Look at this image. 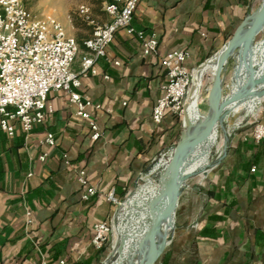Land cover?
Returning <instances> with one entry per match:
<instances>
[{"label":"crops","instance_id":"crops-1","mask_svg":"<svg viewBox=\"0 0 264 264\" xmlns=\"http://www.w3.org/2000/svg\"><path fill=\"white\" fill-rule=\"evenodd\" d=\"M253 1L140 0L133 25L147 35L157 34L158 52L145 56L135 35L118 30L109 59L98 61L99 73L82 78L79 90L101 104L96 111L103 133L99 140L91 138L88 122L75 115L62 91L49 94L54 110L30 135L20 124L13 136L0 127V264H40L34 241L50 264L59 258L101 263L91 241L94 224L113 219L116 212L109 193L127 191L152 160L178 140L175 114L167 113L159 124L153 120L166 82L161 58L185 48L190 52L188 68L197 69L232 36ZM64 25L81 40L89 37L88 30L76 28L71 19ZM82 49L75 70L80 69ZM234 57L239 63L240 54ZM254 59L262 66L261 76L263 33L255 43ZM237 67L230 93L238 86ZM245 73L242 66L243 81ZM248 103H241L232 115H257L264 122V98L251 99L250 109ZM243 124H237L226 156L198 186L184 192L176 228L156 264H264V140L255 142L252 124ZM47 132L55 135L53 147L44 142ZM44 152L49 155L41 161ZM80 169L98 189L88 201L82 199ZM26 206L33 219L29 235Z\"/></svg>","mask_w":264,"mask_h":264},{"label":"built area","instance_id":"built-area-1","mask_svg":"<svg viewBox=\"0 0 264 264\" xmlns=\"http://www.w3.org/2000/svg\"><path fill=\"white\" fill-rule=\"evenodd\" d=\"M28 1L0 0V127L13 136L17 124H20L23 131L30 135L54 110L49 94L62 91L68 94L75 115L88 122L91 138L99 140L103 133L96 111L101 109V104L79 90L82 78L99 73L98 61L100 58L109 59V47L118 30L124 29L129 35H135L142 44L145 56L158 52L157 34L147 35L144 30L136 29L133 25L140 0H106L103 10L108 19L103 23L90 19L94 30L84 40L83 47L58 19L38 15L28 7ZM91 9L88 5L82 6L79 13L89 19ZM81 48L80 69L75 70L73 64ZM189 57V50L182 48L170 51L161 58L166 70V82L163 94L153 108V120L157 124L162 122L167 113L183 118L196 70L188 68ZM113 64L120 65L121 62L114 60ZM104 76L110 77L108 74ZM251 124L252 137L260 143L264 140V122L255 116ZM44 142L55 146V135L47 132ZM48 155V152H44L39 159L46 161ZM252 170L255 171L256 167ZM78 180L82 186L83 200L88 201L96 196L98 189L90 183L85 169L79 170ZM108 198L114 203L119 201L114 191L109 193ZM25 218L29 235L33 219L27 206ZM113 229V219L95 223L92 245L97 250L107 246ZM34 245L40 255V264H50L38 242L34 241ZM54 264L77 263L59 258Z\"/></svg>","mask_w":264,"mask_h":264},{"label":"water","instance_id":"water-1","mask_svg":"<svg viewBox=\"0 0 264 264\" xmlns=\"http://www.w3.org/2000/svg\"><path fill=\"white\" fill-rule=\"evenodd\" d=\"M244 27H247V32L242 48L240 50L239 66L235 69L234 77L238 78V76L240 75V69L242 68V66H244L245 71L248 73V78L246 82L239 86L236 91L225 96L223 99L218 100L216 106L205 116L202 121L194 123L186 113L185 104L183 113V126L186 125V129H183L179 139L170 147H168L174 149V154L170 159L169 166L164 172L168 194L167 203L161 215L157 217L153 222L147 237L142 242V258L139 264H156L165 251L168 244V238L172 235V231L169 235L163 236L160 240H158V230L162 222L164 221L171 222L172 218H174L175 222L176 208L179 203V198L183 192L182 185L184 182L188 181L190 178L197 174H193L187 169L190 163L194 161L198 147L210 136L216 125L222 122L226 118V116L231 113V109L229 107L233 102L242 100L251 95H255L259 98H264V87L259 90L253 89V86L264 81V76L256 77L259 66L254 62V48L256 39L264 28V3L256 10L251 19L249 18V15L245 17V19L238 25L232 36L218 50L220 51L221 49H226L225 54L221 60L220 67L216 73L214 87L219 89L220 94L223 93V85L222 82H220L222 72L226 68V64L231 55V51L233 50V46L235 44L238 33ZM218 51L208 57L197 68H200L202 65L207 63L211 57L215 56L218 53ZM191 93L192 86L189 90V95H191ZM235 132L237 131H232L233 134ZM232 133L226 134V138L221 149L222 151L217 158L216 164H218L226 156L228 148L230 146V143L228 142L231 140ZM156 157L152 160L147 168L151 167ZM212 167L209 166L208 168H203L200 172L208 173V171ZM140 178L141 175L137 177L135 184ZM117 212L114 214L113 221L115 220ZM121 249L122 244H120L118 251H120ZM113 253L114 252H111V254L100 264H106Z\"/></svg>","mask_w":264,"mask_h":264},{"label":"bare ground","instance_id":"bare-ground-1","mask_svg":"<svg viewBox=\"0 0 264 264\" xmlns=\"http://www.w3.org/2000/svg\"><path fill=\"white\" fill-rule=\"evenodd\" d=\"M259 1H261L259 5L260 7L264 3V0ZM257 9L253 10L251 5L250 12L248 14L250 19ZM246 32L247 27H244L238 33L235 44L233 46V50L231 51V55L227 63H229L230 59L238 50H241ZM261 33L264 34V28ZM225 51L226 49H221L220 51H218L215 56L211 57L207 63L202 65L200 68H197L194 72V80L191 85L192 93L188 96L186 103V113L194 123L202 121L205 118L202 117L199 102L202 96V91L203 89H205V76L212 69H214V75L213 83L211 86V95L215 99L216 104L218 100L224 98L220 96L219 89L214 87V81ZM260 68H258L256 77L264 76V71L262 75L259 76ZM220 82L223 83V75L220 79ZM245 82L246 81H243L239 76L237 81L238 86L236 90ZM263 87L264 81L253 86V89L259 90ZM257 98L259 97L251 95L242 100L233 102L229 107L231 109V113L226 116V118L220 123H224L230 115L234 114L241 103H245L248 100L249 103L247 108H249L251 99ZM190 110H192L193 112L192 115L190 114ZM220 123L216 125L210 136L198 147L194 161L190 163L187 169L189 172H192L194 174L200 172L203 168L210 165V155L212 151L211 149L218 142ZM183 129H186V125L183 126ZM173 154L174 149L172 148H168L164 152H162L156 159L155 163H153L154 165L150 168L149 172L141 177L138 186L136 187V189H134L129 198L122 203L119 211V225L115 227L114 247L116 250V255L106 264H129L130 258L134 252L138 254V257L130 264H139L142 258V242L147 237L153 222L157 217L161 215L167 203L168 194L164 172L169 166V162ZM185 185L186 182L183 183L182 188ZM173 222L174 218H172L171 222H162L158 230V240H160L163 236H167L171 233L173 229ZM120 244H122V249L118 251Z\"/></svg>","mask_w":264,"mask_h":264},{"label":"rangeland","instance_id":"rangeland-1","mask_svg":"<svg viewBox=\"0 0 264 264\" xmlns=\"http://www.w3.org/2000/svg\"><path fill=\"white\" fill-rule=\"evenodd\" d=\"M105 1L106 0H104L103 4L100 6L98 3H96V0H29L27 5L32 11L36 12L38 15H40L42 17L56 18L64 25L65 22L68 21L69 19L72 20V16H79L80 15V13H79L80 8L82 6H86V5L90 6L94 10H96L95 11L96 20L101 21V20L105 19L106 15H105L104 10H103ZM260 3H261V1L254 0L252 3V9L253 10L257 9L259 7ZM64 27H65V25H64ZM259 40H262V33L260 35H258V37L256 39V41H259ZM216 51H218V50H216ZM237 54H240V50L237 51ZM237 64H238L237 58L234 57L233 59H231L229 61V63H227L225 70H223V72H222V75H223V83H222L223 93H221V94L219 93L221 97H225L228 94H230L232 73L234 71V67ZM213 75H214V69L209 71L205 76V80H204V88L205 89H203V91H202V96H201L200 102H199L202 117H205L216 106V101L211 95V86L213 83ZM244 76L248 77L247 73H245ZM193 80H194V78H193ZM260 104H261L260 105V109H261L263 101ZM254 119H255L254 116H252V115L243 116V112H240L237 115H230L229 118L224 123L219 124L220 125L219 138H218L217 144L215 146H213L211 149L212 151H211V155H210V158H211L210 165H209L210 167L216 165L217 158L221 154L220 151H221L222 146L224 144L226 134L232 133L233 130L235 131V128H237V126L241 123L251 124L254 121ZM236 120L238 122L237 123L238 125L236 124L235 126L231 127L236 122ZM245 124H243V125H245ZM182 130H183V119H182V122L180 125V130H179L180 133H182ZM231 135H233V133ZM228 143H230V141ZM159 155H157L156 159L158 158ZM156 159L153 161V163H155ZM153 163H152L151 167L154 165ZM209 166H207L205 168H208ZM151 167L146 168V170L142 174H140L141 177L146 175V173L149 172ZM210 170H211V168H210ZM194 174H196V173H194ZM207 174L208 173L197 172V174L195 176H193L188 181H186V185L183 187V192L179 198V203H178V206L176 208V217H175L174 228L172 230V233L174 232V230L176 228V218L180 215L179 214L180 209H181L180 204H181V200L183 198L182 196H183L184 192L189 188H195L196 186H198L202 182L203 178H205V176H207ZM139 180L137 181L136 184H135V182H136V180H135L133 182V184H131V186L128 188L125 196L123 198L119 199L118 203H115L116 212L118 210L120 211L122 203L125 200H127L129 198V196L131 195V193L134 191V189H136V187L139 184ZM120 203H121V205H120ZM119 211L117 212V214L115 216L114 229L110 235V241H109L108 248H107L108 250H107L106 254L104 255V258L101 259V262L104 261L111 254V252H114V253L109 258V260H111L116 255V250L114 247V245H115V227L119 225V221H120ZM170 237L171 236H169L168 241H169ZM162 255H161V257H162ZM137 257H138V254L136 252H134L130 258V263H132Z\"/></svg>","mask_w":264,"mask_h":264},{"label":"trees","instance_id":"trees-1","mask_svg":"<svg viewBox=\"0 0 264 264\" xmlns=\"http://www.w3.org/2000/svg\"><path fill=\"white\" fill-rule=\"evenodd\" d=\"M103 2H104V0H96V3H98L100 6L103 4ZM95 11L96 10H94L93 8L91 9V15H90V18L88 19V18H86V17H83V16H72V23H73V25L76 27V28H80V29H86V30H88V32H89V37L93 34V30H94V24H92L91 22H90V19H93V20H95L96 22H100V21H98V20H96V18H95ZM101 23V22H100ZM89 37H87V38H89ZM87 38H85V39H87ZM76 39H77V41L79 42V44L83 47V42H84V40L85 39H83V40H81V39H79V38H77L76 37ZM177 116V118H178V121H179V123H180V125H181V122H182V116H179V115H176ZM180 132H179V134H178V138L177 139H179V137H180ZM127 193V191H122L121 193H119V194H115L119 199H121L122 197H124L125 196V194ZM108 248V245L107 246H105L103 249H101V250H98V252L101 254V258L103 259L104 258V255L106 254V252H107V249Z\"/></svg>","mask_w":264,"mask_h":264}]
</instances>
